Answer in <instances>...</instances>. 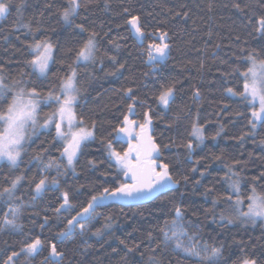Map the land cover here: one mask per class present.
Wrapping results in <instances>:
<instances>
[{"label":"trees","instance_id":"obj_1","mask_svg":"<svg viewBox=\"0 0 264 264\" xmlns=\"http://www.w3.org/2000/svg\"><path fill=\"white\" fill-rule=\"evenodd\" d=\"M80 3L71 23L60 16L67 0H11L9 12L0 20V75L5 77V83L21 81L22 86L35 87L43 97L53 89L58 93L61 80L74 67L79 88L77 121L82 119L83 126L89 129L95 122V139L83 145L74 173L68 171L61 157L63 143L55 139L53 130L34 134L17 166L0 164V187L5 186V177H24L15 198L0 202V223L10 206H20L18 223L23 226L21 231L0 230V264L12 251L19 252L23 242L36 237L43 242L42 250L33 256L22 253L15 258V264H46L53 243L63 253L59 264H195L172 246L157 248L162 239L159 229L176 218L177 206L182 210L183 231L201 245L220 248V264H232L242 251L264 264L262 222L231 224L221 218L228 197H236L229 187L228 166L239 175V197L246 207L253 186L264 193V125L252 130L248 124L251 106L226 91L243 90V80L234 69L239 66L245 70L248 65L239 58L253 49L264 52V36L255 31L256 20L264 15V0ZM20 4L23 7L18 12ZM234 4H239L243 11H238ZM132 15L140 17L146 33L143 43L126 23ZM78 24L86 31L81 32ZM157 29L167 32L169 50L164 61L153 64L148 62L147 46L158 42ZM90 32L97 34L95 58L80 63L76 61L77 51ZM35 40H48L53 45L52 62L43 77L27 63L32 59L28 45ZM169 86L174 87V97L165 108L157 97ZM128 88L136 97L130 119L143 123L144 113H149L153 139L161 148L158 162L168 163L173 179L179 183L146 203L98 204L90 213L91 219L81 220L86 226L83 234L77 225L69 238L59 237L67 220L86 207L92 195L103 187L129 182L109 159L107 150L109 141L121 153L128 148V143L115 139L114 131L132 103L124 94ZM197 89L200 96L194 97ZM10 98L8 93L0 99V109L7 107ZM55 108L54 103L42 102L38 121L43 123ZM193 122L202 128V142L190 135ZM188 143L193 144L191 152L186 147ZM235 161L240 163L234 164ZM49 163L53 164L46 173L49 181L58 175L56 165L66 174L59 175L58 187L51 185L36 196L32 180L38 181ZM207 189L212 191L206 194ZM64 190L71 191L73 207L57 214L55 209L62 203L60 194ZM97 230L100 235L93 234Z\"/></svg>","mask_w":264,"mask_h":264},{"label":"snow or ice","instance_id":"obj_2","mask_svg":"<svg viewBox=\"0 0 264 264\" xmlns=\"http://www.w3.org/2000/svg\"><path fill=\"white\" fill-rule=\"evenodd\" d=\"M23 4L17 6L19 12ZM81 7L80 0H67V6L60 10V16L66 23H71L72 19L78 14V10ZM234 7L238 11H243L239 4H234ZM11 8V0H0V17L5 16ZM211 8V6H210ZM125 12L128 10L125 9ZM185 16L187 13L184 14ZM130 25V30L134 33L135 38L143 43V39L146 35L141 22L140 17L132 15L126 21ZM27 27V25H25ZM81 32L86 31L82 24L76 25ZM255 31L258 36H264V15L260 16L256 20ZM158 42L153 41L147 46V57L149 63H159L166 59L168 55L169 45L166 43L168 38L167 32L157 29ZM96 33L90 32L87 39L83 41L82 46L78 49L76 55V61L88 62L95 58L96 47ZM155 35V34H153ZM31 50L32 59L27 63L32 66L34 71L40 75H46L49 63L53 56V45L48 40H35L34 43L28 45ZM243 51V49L241 50ZM264 52H258L255 49L248 52L247 56H242L239 59L242 62L247 63L248 67L245 70H241L239 66L234 69L235 73H238L243 80V90L234 91L232 88H228L226 91L231 96H239L241 100L246 101L251 106L250 119L248 124L252 130L257 128V124L264 125ZM121 68L123 65L120 66ZM3 69H0L2 72ZM77 72L73 67L71 73L66 78L61 80L59 86V92L54 89L49 91L47 96H41V93L35 88H25L22 86L21 81H13L11 84L5 83V77L0 75V99L6 98L8 93H11V98L7 104V107L0 109V161H7L12 167L18 165L21 159L22 153L25 151V145L31 139V137L37 132L39 128H50L51 125H55V139L63 142L61 151V157L66 159L67 168H73L74 161L77 159L84 143L90 139H95V122H93L92 129H89L84 125V121L81 119L77 122L75 113V106L79 100V88L77 87ZM125 96L132 100V103L128 104V114H125L120 125H118L114 131L116 133L115 139L122 141L125 138L128 142V148L123 153L116 151L113 148L112 142L107 144V150L109 159L113 160L115 166L123 172L124 176L130 180V182H121L114 187H103L102 191L92 195L87 206L77 212L75 216H72L67 220L65 229L58 233L59 237L69 238L79 225L80 233L83 234L86 231V226L81 223L82 219H91L90 213L94 207L98 204H102L105 201L112 200H135L151 196L154 192L162 190L171 185L178 184L179 181L174 180L170 173V166L168 163L158 162V158L161 154L160 146L154 141L152 136V121L148 112L144 113L143 123L130 119V115H134V107L136 103V97L133 94V90L128 88L124 92ZM194 97H199V90H195ZM174 97V87L169 86L162 90L157 97L159 103L167 108L172 102ZM56 105L55 111H53L41 125L38 121V110L41 103ZM258 104V107L256 105ZM136 129H139L138 131ZM222 130V129H221ZM191 136L195 137L199 141H203L204 136L202 128L195 122L192 125ZM219 135V133H217ZM215 137H213L214 139ZM243 139V137H241ZM134 141V142H133ZM264 144V141H261ZM189 152L193 149V144L188 143L186 145ZM39 159V157H36ZM220 159V157H216ZM240 161H235L234 164H239ZM89 164H93L89 161ZM53 167V164L49 163L41 171L38 181L32 180L34 183V191L37 195L43 193L49 183L52 186H59V175L61 173L59 166L56 165L57 177H53L49 181L46 175L47 171ZM229 167L230 181L229 187L235 192L237 199L233 202V208L239 218L246 221L255 222L257 219L264 220V193L257 192L255 186L251 188L250 194L247 196V210L242 211L243 200L240 196V179L238 173L233 171L232 166ZM74 170V169H73ZM196 171V169H192ZM204 173L201 172V176ZM264 175V173H262ZM23 176L5 177V186L0 187V202L8 203L15 198V192L23 180ZM185 180L188 177H184ZM255 179V178H254ZM199 183V181H197ZM212 189H207L206 194L210 193ZM62 203L55 209L59 214L62 209H71L73 204L71 203L72 193L70 190H64L61 192ZM35 199V196L33 197ZM228 200L231 201L232 197L229 196ZM217 201H213L215 204ZM22 213L20 206H10L4 213L3 222L0 223V230L5 228L12 231H21L22 225L18 223ZM176 218L170 223L165 222L159 229L162 234V239L157 244V248L174 247L179 253H182L186 260L191 259L195 261V264H220L223 260L222 250L217 247H209L208 245L199 244L194 237L188 236L183 231V216L182 210L179 206L175 208ZM224 219V217H221ZM229 223H232V219H228ZM43 227V225H41ZM105 227H110V224H106ZM94 235H100V230H97ZM27 235V233H23ZM149 239H152V233H149ZM185 237V239H181ZM123 243V241H121ZM43 248V242L39 237L32 239L30 242L25 241L20 248V251H12L10 255L3 261V264H15V258L22 253L26 256H33L41 251ZM128 251H132L131 248ZM63 253L57 251L56 245L53 243L50 247L49 257L45 258L46 264H59L62 260ZM153 259L154 258H150ZM155 264V261H154ZM226 264V262H225ZM232 264H259L255 258H251L247 254H243L234 260Z\"/></svg>","mask_w":264,"mask_h":264},{"label":"rangeland","instance_id":"obj_3","mask_svg":"<svg viewBox=\"0 0 264 264\" xmlns=\"http://www.w3.org/2000/svg\"><path fill=\"white\" fill-rule=\"evenodd\" d=\"M4 16H2V17H0V20L3 18ZM52 56H53V53H52ZM51 62H52V60L50 61V63H49V66L51 65ZM78 62H80V63H87V62H84V61H78ZM89 62V61H88ZM49 69V68H48ZM36 72V71H35ZM40 77H43V76H45V75H40L38 72H36ZM47 74V73H46ZM164 107V106H163ZM256 107H258V104L256 105ZM78 122V121H77ZM40 123V122H39ZM41 125L43 124V123H40ZM257 126H259V123L257 124ZM45 130H53L54 132H55V125L53 124V125H51L50 126V128H39L38 130H37V132L36 133H38L39 131H45ZM35 133V134H36ZM91 140V139H90ZM89 141V140H88ZM87 142V141H86ZM85 142V143H86ZM134 142V141H133ZM63 143V142H62ZM84 143V144H85ZM79 155V154H78ZM78 158V157H77ZM77 160V159H76ZM76 160L74 161V165H73V168H67L68 169V171L70 172V173H74V171H75V163H76ZM65 161H66V159H65ZM2 163H7L8 164V162L7 161H0V164H2ZM66 164H67V161H66ZM74 169V170H73ZM51 186V183H49V186L47 187V188H49ZM232 192L233 193H235L233 190H232ZM36 194V193H35ZM41 194H43V193H41ZM41 194H39V195H37L36 194V196H40ZM235 196H236V194H235ZM240 198V197H239ZM237 199V196L236 197H233L232 198V200L231 201H228L229 203L227 204V206H226V208H225V210H224V212H223V217H224V219H222V220H224V221H227L228 222V219L230 218V219H232V223L231 224H234V223H242V224H253V223H256V222H262V224H263V226H264V220H261V219H257L255 222H252V221H246V220H243L242 218H239L238 217V215L236 214V212L234 211V208H233V202L235 201ZM242 211H246L247 210V207L244 205V202H243V205H242V209H241Z\"/></svg>","mask_w":264,"mask_h":264},{"label":"water","instance_id":"obj_4","mask_svg":"<svg viewBox=\"0 0 264 264\" xmlns=\"http://www.w3.org/2000/svg\"><path fill=\"white\" fill-rule=\"evenodd\" d=\"M121 142H123L124 144L128 143L126 138L124 140H122ZM126 179L128 180V178H126ZM129 182H130V180H129ZM171 187H172V185L169 186V187H166V188H164L162 190L154 192L151 196H148V197H145V198H141V199H135V200H112V199H109V200L105 201L102 204L114 203V204L121 205V206H128V205H133V204H138V203H146V202H149L156 195H158L160 193L167 192ZM59 262H61V260Z\"/></svg>","mask_w":264,"mask_h":264},{"label":"flooded vegetation","instance_id":"obj_5","mask_svg":"<svg viewBox=\"0 0 264 264\" xmlns=\"http://www.w3.org/2000/svg\"><path fill=\"white\" fill-rule=\"evenodd\" d=\"M137 131L139 130V129H136Z\"/></svg>","mask_w":264,"mask_h":264}]
</instances>
